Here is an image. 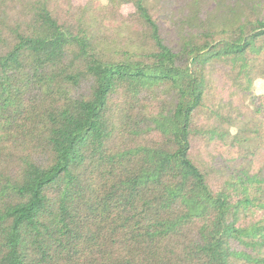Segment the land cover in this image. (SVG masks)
I'll use <instances>...</instances> for the list:
<instances>
[{
  "label": "trees",
  "instance_id": "16d2710c",
  "mask_svg": "<svg viewBox=\"0 0 264 264\" xmlns=\"http://www.w3.org/2000/svg\"><path fill=\"white\" fill-rule=\"evenodd\" d=\"M258 79L264 0H0V264H264Z\"/></svg>",
  "mask_w": 264,
  "mask_h": 264
},
{
  "label": "rangeland",
  "instance_id": "374dc122",
  "mask_svg": "<svg viewBox=\"0 0 264 264\" xmlns=\"http://www.w3.org/2000/svg\"><path fill=\"white\" fill-rule=\"evenodd\" d=\"M101 2H105L106 0H100ZM73 2L77 5L82 4L85 0H73ZM131 7L129 5L122 7V12L127 13ZM254 92L257 94H264V79H258L254 82Z\"/></svg>",
  "mask_w": 264,
  "mask_h": 264
}]
</instances>
